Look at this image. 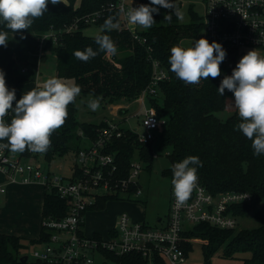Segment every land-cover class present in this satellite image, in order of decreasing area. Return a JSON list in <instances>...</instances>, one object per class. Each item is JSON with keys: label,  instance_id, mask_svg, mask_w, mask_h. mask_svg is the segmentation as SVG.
Masks as SVG:
<instances>
[{"label": "trees", "instance_id": "obj_1", "mask_svg": "<svg viewBox=\"0 0 264 264\" xmlns=\"http://www.w3.org/2000/svg\"><path fill=\"white\" fill-rule=\"evenodd\" d=\"M113 0H61V3L48 4V12L42 17L34 19L28 30L20 32L33 33L37 47L46 52H53L56 58V78L72 79V84L81 87L80 94L74 103L67 106L68 116L65 124L55 130L51 137V145L45 153L24 151L20 155L28 158L35 155L49 163L56 156L75 153L90 140L97 137L101 127L107 124L83 122L77 117L76 101L79 96L93 95L99 101L114 105L127 101L132 102L139 96L152 79L153 66L149 59L147 45L153 48L152 56L161 62L167 70L169 78L161 81L157 96L150 98L157 112L165 117L167 124L156 140L140 142L137 134L130 128H122L123 136L110 142L108 150L116 153L121 173L126 176L129 172L133 157H138L145 169H152L155 157L153 144L157 142L160 149L168 148L171 163L182 161L188 156H198L202 167L197 168V174L202 183L214 194L228 190H243L251 192V203L236 207L238 214L244 213L250 207L256 208V214L263 220V224L255 228H220L209 223L194 225L189 234L207 239L203 243L205 262L212 264L211 257L218 250L225 256L236 257V254L249 252L243 257V264H264V155H254L252 141L237 130L241 122L238 111L226 119H221L217 113L226 108V99L234 96L225 89L224 95L218 93L219 85L224 76L232 74L224 61L220 64L221 75L217 78L201 79L198 84H185L170 71L168 58L173 46H181L187 37H196L204 30L202 17L192 15V22L183 24L176 15H172L170 22H162L158 13H153L156 21L149 29L140 30L147 38V44L134 38L131 31L120 26L111 31H99L96 35L86 32L92 24L85 23L84 16L102 8ZM141 4L149 5L150 0H141ZM140 4V5H141ZM180 9V5L176 3ZM172 10L167 9V14ZM115 17L114 23L119 22L114 13H106L96 23L100 27L108 17ZM0 31L12 33L4 24L0 23ZM18 33V32H16ZM97 35H108L113 40L117 53L115 55L100 52L95 58L83 62L73 56L74 51H84L89 46L98 50L95 43ZM14 59H11L2 70L5 80L17 82L26 80L25 77L13 73ZM63 82V81H62ZM39 88V87H38ZM42 88V87H40ZM12 116L8 117V123ZM7 142V140H4ZM171 174V167L166 169ZM136 185L130 190L136 189ZM120 196L105 195L91 209L101 210L110 199ZM66 199L61 198L56 190L48 189L43 204V218L52 216L62 217L68 211ZM50 231L43 225L39 238H26L14 234L0 232V264H45L33 260L23 262L25 248L28 244H38L49 239ZM99 236V235H97ZM188 256L193 250V242L184 243ZM109 256L117 264H148L139 254H125ZM163 263V261H159Z\"/></svg>", "mask_w": 264, "mask_h": 264}, {"label": "built area", "instance_id": "obj_2", "mask_svg": "<svg viewBox=\"0 0 264 264\" xmlns=\"http://www.w3.org/2000/svg\"><path fill=\"white\" fill-rule=\"evenodd\" d=\"M204 2L206 11L202 19L205 38L209 43L215 41L222 45L226 51L224 63L229 69L233 70L247 54L245 48L264 49V0ZM140 4L141 0H113L86 14L85 23L96 24L106 13H114L119 18L120 26L128 28L135 39L147 44L148 40L140 33L138 25L130 24L126 15L132 7L136 8ZM147 50L153 66L152 79L135 99L141 104L139 113L142 129L127 127L144 143L156 140L167 124L166 118L157 112L154 105H148V102L151 97L157 96L159 83L169 78L161 62L152 56L153 48L147 45ZM12 115L9 112L5 117L6 123ZM118 125L108 122L101 127L97 137L76 152L75 162L66 177L56 174L50 164L35 156L26 158L19 154L13 157L9 149H0V170L9 182H41L47 190L54 188L69 205L67 213L62 217L48 216L42 219V225L51 233L47 241L38 243L33 248L32 256L35 260L45 264H107V261L117 264L109 254L122 256L132 253L142 256L148 264H181L187 259L184 243L196 240L189 234L194 225L205 222L220 228L237 227L236 207L251 203L252 193L228 190L214 194L197 174L196 186L183 205H177L172 190L169 215L167 221L160 226L153 227L144 220H133L127 212H123L106 234L87 233L86 213L100 197L137 195L142 191L137 180L144 168L142 161L133 157L128 174L123 176L116 153L108 150L110 142L124 134L123 127ZM178 162L181 161L172 163L171 171ZM171 178L173 179V172ZM133 185L137 188L131 191L130 187ZM4 191L6 186L0 184V192ZM96 254L103 258L99 260Z\"/></svg>", "mask_w": 264, "mask_h": 264}, {"label": "clouds", "instance_id": "obj_3", "mask_svg": "<svg viewBox=\"0 0 264 264\" xmlns=\"http://www.w3.org/2000/svg\"><path fill=\"white\" fill-rule=\"evenodd\" d=\"M49 2L57 5L61 0H0V23L12 33L28 30L34 19L48 12ZM155 6L172 10L165 15L166 22L171 21L172 15L183 19V13L175 0H150V5L141 4L126 13L129 23L144 29L151 28L156 24L153 13L159 12V7ZM114 20L112 16L106 18L101 31L119 29V23H114ZM7 43V32L0 31V46L7 47ZM95 43L99 46L98 50L94 51L89 46L84 51H74L73 56L88 62L100 52L110 55L117 53L108 35H97ZM170 52V71L185 84H198L209 76L214 79L219 77L220 64L226 57V51L220 43H209L203 37L193 41L187 48L173 46ZM225 89L232 92L235 98L234 106L241 119L237 130L252 141L254 155H264V56L256 49L248 51L232 74L222 79L217 89L220 96L224 95ZM80 92L79 85H68L58 78H50L42 88L33 89L16 101L15 89L8 88L5 73L0 69V141L7 140V143H0V149L45 153L51 145L52 133L65 124L67 106L75 102ZM88 106L96 111L100 106L99 98L89 101ZM9 112L13 114L12 119L6 123L5 117ZM190 165L202 167V162L198 156H188L172 167L173 194L177 205H183L189 199L198 180L197 168Z\"/></svg>", "mask_w": 264, "mask_h": 264}, {"label": "rangeland", "instance_id": "obj_4", "mask_svg": "<svg viewBox=\"0 0 264 264\" xmlns=\"http://www.w3.org/2000/svg\"><path fill=\"white\" fill-rule=\"evenodd\" d=\"M175 3L180 5V10L183 13V19H179L180 23L187 24L192 22V15L197 14L199 17H203L206 11V5L204 0H175ZM150 5V4H149ZM159 7V6H155ZM161 21L166 22L164 17L167 15V9L159 7L158 12ZM139 30H143L141 26H138ZM101 30V27L97 24H92L87 27L86 32L91 35H96ZM26 34V33H22ZM205 38V31L201 30L196 37H187L182 40V44L187 48L191 46L192 42L200 38ZM7 47L0 46L3 50H8L10 53V58L14 59L15 64L13 66V73L16 76H23L26 80L17 81V82H8L6 85L8 88L15 89L16 101H18L22 95L27 92L35 89V80H32L29 75L31 71L37 68L41 69L43 76H41V82L43 85L48 79L56 78V58L55 54L51 51L45 53V57L42 58L43 50L37 47V44L31 45V41L24 40L21 44L18 45L17 41L14 40L12 35L7 34ZM261 55L264 56L263 48L247 47L245 52L247 53L250 50H255ZM2 51V53L4 52ZM1 53V52H0ZM1 57V55H0ZM4 58V56H3ZM4 61V60H3ZM0 62V65L3 63ZM5 64H2L3 67ZM26 69V71H24ZM25 75H28L26 77ZM64 83L71 85L73 80L66 78L62 80ZM97 99L93 95H83L79 96L76 101L77 106V117L80 121L83 122H93L104 123L113 122L118 123V126L123 128L127 127H138L142 129L141 125V113H139L141 104L136 101L121 102L122 107H119V104H108L105 101H99V108L96 111H93L89 108V101ZM234 96H229L226 99V108L222 111H219L217 115L221 119H226L237 109L234 106ZM15 105V101L13 102ZM150 105V102H148ZM128 106V107H127ZM112 107H115L112 111ZM127 108V109H126ZM155 157L153 161L152 169H145L141 171L137 180L141 187V193L137 195H127L121 194L117 199H110L106 202V205L103 209H91L88 211L85 216V229L87 233H92L94 231H99L102 234H106L107 228L117 222L119 216L123 212H127L133 220L137 221H146L149 225L155 227L160 226L161 224L167 221L170 204H171V195H172V178L169 172H166V169H169L172 165L171 160L168 156L169 149L163 148L160 149L157 146V142L153 144ZM20 152H12L13 157L19 155ZM35 156V155H34ZM44 163L50 164V168L56 173L61 174L62 176H69L70 166H73L76 158V153L71 151L64 156H56L53 161L50 163L47 160H43L41 157H37ZM1 174V171H0ZM2 175V174H1ZM45 191L47 188L43 184ZM44 191V189L42 188ZM2 196H0V200ZM27 196H20L18 202H20V209L25 203L29 202ZM1 205V202H0ZM15 211L18 212L19 209L16 207ZM256 208L250 207L244 213L237 214V229L242 228H255L263 224V220L257 216ZM20 219L21 213L17 214ZM161 218V220H159ZM25 223L16 220L12 226L14 228H23ZM12 228V229H14ZM196 238L193 241V250H191L187 256V259L184 263L181 264H203L205 262V255L203 250V243L207 244L208 240L201 238V236H194ZM34 247H37V244H28L25 248V254L28 255L29 261L35 260L32 256V250ZM249 252H244L236 254V257L225 256L222 250H218L211 257L212 264H243V257L249 256ZM97 258L100 260L103 257L96 254ZM113 262L107 261V264Z\"/></svg>", "mask_w": 264, "mask_h": 264}, {"label": "crops", "instance_id": "obj_5", "mask_svg": "<svg viewBox=\"0 0 264 264\" xmlns=\"http://www.w3.org/2000/svg\"><path fill=\"white\" fill-rule=\"evenodd\" d=\"M22 33H26V34H22ZM7 34L12 35L14 40L17 41L18 45L21 44L24 40L31 41V45H34V43L36 42V38L33 33L18 32V33H7ZM21 35H23L24 37L23 39H21ZM3 50L1 49L0 51L1 52L0 62L4 60L2 64L6 65L10 62L11 58L8 50L5 49L4 52L2 53ZM2 64L0 65V69H2L5 66L4 65L3 67H1ZM25 76L28 77V75ZM41 76H43V73L38 66L37 68L32 70L31 74L29 75V77H31L32 80H35V89H37L38 87L39 88L43 87V85H41L42 84ZM114 108L115 107H113V110ZM1 174H0V184H4L6 186V191L0 192V196H2V199L0 200L1 202L0 232L14 234L26 238H39L42 227V219H43V204L46 194L43 183L9 182L2 171ZM42 188L44 189V191L42 190ZM21 195L27 196L29 198L28 200L29 202L21 206L23 207V209H20V202H18ZM16 207L19 209L18 212L15 211ZM19 212L21 213L20 219L17 216ZM16 220L18 221V223L20 222L25 223L23 228H18V227L14 228L12 226V224ZM115 223L109 226L107 230L113 227ZM94 232H99V231H94Z\"/></svg>", "mask_w": 264, "mask_h": 264}, {"label": "water", "instance_id": "obj_6", "mask_svg": "<svg viewBox=\"0 0 264 264\" xmlns=\"http://www.w3.org/2000/svg\"><path fill=\"white\" fill-rule=\"evenodd\" d=\"M28 259H29L28 255L25 254L22 260H23V262H26V261H28Z\"/></svg>", "mask_w": 264, "mask_h": 264}]
</instances>
